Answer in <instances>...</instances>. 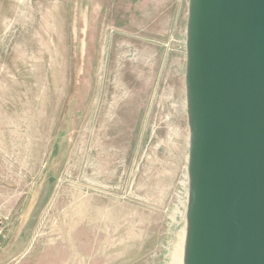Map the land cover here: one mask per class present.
I'll return each mask as SVG.
<instances>
[{
  "label": "rangeland",
  "instance_id": "374dc122",
  "mask_svg": "<svg viewBox=\"0 0 264 264\" xmlns=\"http://www.w3.org/2000/svg\"><path fill=\"white\" fill-rule=\"evenodd\" d=\"M188 2L146 0L133 28L112 0L94 14L83 111L65 146L84 0H0V206L12 215L0 264L176 260L188 199Z\"/></svg>",
  "mask_w": 264,
  "mask_h": 264
},
{
  "label": "water",
  "instance_id": "95a60500",
  "mask_svg": "<svg viewBox=\"0 0 264 264\" xmlns=\"http://www.w3.org/2000/svg\"><path fill=\"white\" fill-rule=\"evenodd\" d=\"M146 0H112L133 28ZM84 0L75 144L93 16ZM4 12L0 5V26ZM186 107L190 129L184 264H264V0H189ZM64 146V147H65Z\"/></svg>",
  "mask_w": 264,
  "mask_h": 264
},
{
  "label": "built area",
  "instance_id": "2783aa9c",
  "mask_svg": "<svg viewBox=\"0 0 264 264\" xmlns=\"http://www.w3.org/2000/svg\"><path fill=\"white\" fill-rule=\"evenodd\" d=\"M12 222L11 212L0 206V248L1 242L7 237L9 225Z\"/></svg>",
  "mask_w": 264,
  "mask_h": 264
},
{
  "label": "bare ground",
  "instance_id": "6f19581e",
  "mask_svg": "<svg viewBox=\"0 0 264 264\" xmlns=\"http://www.w3.org/2000/svg\"><path fill=\"white\" fill-rule=\"evenodd\" d=\"M186 215H187V211H186ZM184 222H185V225H186V216H185V221ZM185 225H184V228H183V232L181 234V237H180V244H179V246L181 245V247H182L181 249L179 248L182 252L181 251L180 252L179 251L177 252L178 257L176 258V260L173 259L172 264H184L185 230H186V226Z\"/></svg>",
  "mask_w": 264,
  "mask_h": 264
}]
</instances>
